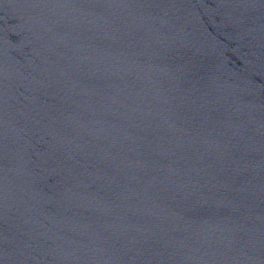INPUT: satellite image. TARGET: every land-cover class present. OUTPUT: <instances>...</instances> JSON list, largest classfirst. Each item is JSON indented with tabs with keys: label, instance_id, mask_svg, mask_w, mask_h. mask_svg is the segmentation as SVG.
Wrapping results in <instances>:
<instances>
[{
	"label": "water",
	"instance_id": "water-1",
	"mask_svg": "<svg viewBox=\"0 0 264 264\" xmlns=\"http://www.w3.org/2000/svg\"><path fill=\"white\" fill-rule=\"evenodd\" d=\"M0 264H264V0H0Z\"/></svg>",
	"mask_w": 264,
	"mask_h": 264
}]
</instances>
